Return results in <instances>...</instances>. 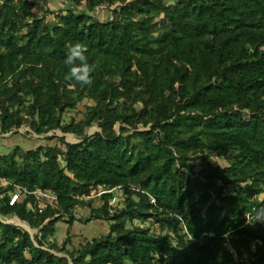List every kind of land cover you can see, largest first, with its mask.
I'll return each mask as SVG.
<instances>
[{"label":"trees","instance_id":"obj_1","mask_svg":"<svg viewBox=\"0 0 264 264\" xmlns=\"http://www.w3.org/2000/svg\"><path fill=\"white\" fill-rule=\"evenodd\" d=\"M65 1L54 24L0 1V133L79 139L0 155V264H234L227 241L257 242L264 264L263 225L244 226L264 206V0ZM75 44L89 85L65 63ZM92 221L108 233L73 247V226Z\"/></svg>","mask_w":264,"mask_h":264},{"label":"rangeland","instance_id":"obj_2","mask_svg":"<svg viewBox=\"0 0 264 264\" xmlns=\"http://www.w3.org/2000/svg\"><path fill=\"white\" fill-rule=\"evenodd\" d=\"M31 2L34 3L35 5L34 7L35 12L40 16L42 15L47 16V20L53 24L58 21L59 16L66 14V6H68L65 0H32ZM84 10H86L85 5L79 9V12ZM94 16L98 19L100 18L101 20L103 19L107 20L111 17V10H107L104 8L97 9V11L94 13ZM82 110L83 107L80 106L77 111L66 113L65 115H63L62 118L63 121L65 123H69L71 121V118L75 115H78L80 112H82ZM99 131L100 130L97 127H93L89 129L88 135L92 136ZM63 136L66 137V141L68 143L79 142V139L76 136L71 134L64 135L59 130L53 131L46 136H38L35 133H33L32 130L27 126L23 127L18 132L14 131L6 136L0 133V154H8L13 148L17 146L22 148L23 150H30L49 143L55 144L56 143L55 141L47 140L46 137H63ZM213 163L215 164V166H226V163L224 161L218 159H213ZM201 164L202 163L200 160L194 162L196 171L200 169ZM232 189L233 188L230 189L231 192ZM91 196L92 197L99 196V194L97 192H93ZM115 196H116V200L113 202V205L115 206L117 204H120L121 206L123 202L122 194L116 191ZM263 198H264L263 196L260 197V199ZM20 200H21V196L18 202ZM101 204L102 203L99 200V198H97L93 203L95 207L100 206ZM41 206L43 207V204ZM88 212H89L88 209H84L82 207H79L77 209V213L80 214L82 217L86 216ZM5 222H9L21 228L27 229L32 236L37 232L36 230L30 229L28 224L25 225L20 223V221L16 217L8 219ZM71 231L76 236V238L73 240L75 244L73 247H79L80 242L84 238L90 239L92 237H96L101 234H107L109 231V223L106 221H92L88 224L76 223L71 229ZM66 235H67V225L64 224H61V226L59 225L55 237L56 240L59 243H62L66 239ZM69 248L71 249V246H69Z\"/></svg>","mask_w":264,"mask_h":264},{"label":"clouds","instance_id":"obj_3","mask_svg":"<svg viewBox=\"0 0 264 264\" xmlns=\"http://www.w3.org/2000/svg\"><path fill=\"white\" fill-rule=\"evenodd\" d=\"M87 51V48L82 44H75L69 48L65 59V63L70 66L71 78L82 85L92 83L93 66L87 62L85 55ZM77 61L79 64L76 63ZM244 215L246 224L252 227L257 224H264V206L246 211Z\"/></svg>","mask_w":264,"mask_h":264},{"label":"built area","instance_id":"obj_4","mask_svg":"<svg viewBox=\"0 0 264 264\" xmlns=\"http://www.w3.org/2000/svg\"><path fill=\"white\" fill-rule=\"evenodd\" d=\"M0 1H9V2H13L15 4L18 3H28L31 2L32 0H0ZM3 184H7L6 182H3ZM38 195H43L41 193H37ZM22 195V190H18V192L16 194H13L12 196H10V204H13L17 201L18 197ZM52 199H55L54 197H52ZM46 205H43V207L41 206V208H45ZM264 227V224H262ZM244 226H250L248 224H246ZM204 235L209 236V237H214L213 233H205ZM227 234H224L222 237L224 239H227ZM227 251L230 254L234 264H256L257 262V253H258V243L257 242H253L250 245V248L247 252L245 253H241L239 252L236 248H234L232 246V244L227 241Z\"/></svg>","mask_w":264,"mask_h":264},{"label":"water","instance_id":"obj_5","mask_svg":"<svg viewBox=\"0 0 264 264\" xmlns=\"http://www.w3.org/2000/svg\"><path fill=\"white\" fill-rule=\"evenodd\" d=\"M7 223H9V222H7ZM10 224V223H9ZM17 226V225H16ZM23 229H25V228H23ZM26 231H28L27 229H25ZM29 232V231H28Z\"/></svg>","mask_w":264,"mask_h":264},{"label":"crops","instance_id":"obj_6","mask_svg":"<svg viewBox=\"0 0 264 264\" xmlns=\"http://www.w3.org/2000/svg\"><path fill=\"white\" fill-rule=\"evenodd\" d=\"M6 135H8V134H6ZM6 135H4V136H6ZM1 155V154H0Z\"/></svg>","mask_w":264,"mask_h":264}]
</instances>
